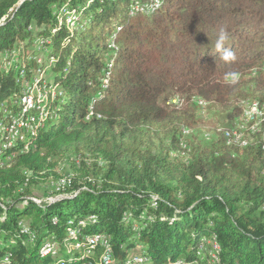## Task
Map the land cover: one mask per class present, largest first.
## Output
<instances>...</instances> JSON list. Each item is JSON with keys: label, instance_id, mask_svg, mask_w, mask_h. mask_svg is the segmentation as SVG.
I'll use <instances>...</instances> for the list:
<instances>
[{"label": "trees", "instance_id": "obj_1", "mask_svg": "<svg viewBox=\"0 0 264 264\" xmlns=\"http://www.w3.org/2000/svg\"><path fill=\"white\" fill-rule=\"evenodd\" d=\"M38 41L40 116L20 102ZM246 101L263 115L241 130ZM12 118L33 130L0 143V264H104L106 244L108 264H264V0H0V128ZM68 157L66 197L32 200Z\"/></svg>", "mask_w": 264, "mask_h": 264}, {"label": "rangeland", "instance_id": "obj_2", "mask_svg": "<svg viewBox=\"0 0 264 264\" xmlns=\"http://www.w3.org/2000/svg\"><path fill=\"white\" fill-rule=\"evenodd\" d=\"M70 17H71V15L67 16L68 19L66 18V23L68 22L67 24L72 26L73 20ZM73 19L75 20L76 17L74 16ZM31 26L33 27V25H31ZM40 42L41 41H38L36 44H33L29 50L25 51V54H26L25 56L27 59L30 58V56L32 54L35 55L34 56L35 58L38 57L40 59L39 60L40 63L38 62V58L35 59V62L37 64V66L35 68L26 70L24 67V73H25V71L31 72V77L26 79L27 82L25 81V83H28L30 85V87L34 86L33 89L35 88V90H50V88H47V86H45L47 84H46V80H44V79L45 78L47 79V77H46L47 72H46V69L44 68V64L46 63V67H51L52 61H51V63L47 62L46 57L42 55L41 47L37 46V44L41 45ZM22 50H23L22 44H20V45H18V47L15 48L14 53L22 52ZM49 60H51V59H49ZM13 61H15V57H12L11 62H13ZM23 66L24 65L22 64V67ZM252 102L246 101L245 106L250 105ZM199 103H201V102H199ZM250 107L251 106L246 107L249 115H251L253 113V111H251ZM239 123H240V121H239ZM73 161H74L73 157H68L64 160L59 161L57 163V165L55 166V168L52 169L47 174V178H44L43 180H41V181H39L33 185L31 184L32 185L31 186V193H32L31 199L36 201V202H53V201L58 200L60 198L66 197V194L62 192V190L64 189L62 182L64 179L71 178L75 175V171L72 168V162ZM86 163L88 164L89 160H86ZM90 177H91L90 179L98 178V176L96 174H90Z\"/></svg>", "mask_w": 264, "mask_h": 264}, {"label": "bare ground", "instance_id": "obj_3", "mask_svg": "<svg viewBox=\"0 0 264 264\" xmlns=\"http://www.w3.org/2000/svg\"><path fill=\"white\" fill-rule=\"evenodd\" d=\"M136 8L137 9H140L139 7H137L136 6ZM71 17L70 18H72V20H73V24H74V19H73V17L75 16L74 15V13L72 12L71 14ZM38 58V57H37ZM36 58V59H37ZM51 60H48V62H50L51 63V61L53 62V59L52 58H50ZM39 58H38V62H39ZM40 63V62H39ZM43 63V62H42ZM40 65V64H39ZM43 68V67H42ZM40 72V71H39ZM45 73V72H44ZM20 77L22 78V89L23 88H26V91H23V93H22V97H21V99H20V102H21V104H22V107L24 108L23 110L25 111V112H27V111H29V110H33V111H39V116L40 115H43V114H45L46 112H45V109H44V107L43 106H41L40 104H38L37 102H36V99H35V96H36V94H35V88L33 89V87L31 86L30 87V85L28 84V83H25V81H26V79H24V70H22L21 72H20ZM36 78V77H35ZM42 78V77H41ZM35 80V79H34ZM29 81V80H28ZM39 81V80H38ZM27 82V81H26ZM32 82V81H31ZM45 82V81H44ZM40 83V82H39ZM38 84V83H37ZM41 84V83H40ZM43 85V84H42ZM40 86V85H39ZM46 86V85H45ZM41 96H42V94H41ZM174 103H177V101L176 102H174ZM244 103H246V102H244ZM258 103V102H257ZM254 104H256V102H253V103H251L250 105H246V107L247 106H251L250 107V109H251V111H253V113L251 114V115H249L248 113H244V116L242 117V121H251V120H255L256 122H254L255 124H254V126L256 127L258 124H259V122L262 120V115H263V111L262 110H255V106H252V105H254ZM258 105V104H257ZM245 110H247V109H245ZM29 112H31V111H29ZM38 113V112H37ZM24 115V114H23ZM43 117H45V116H43ZM37 118V117H36ZM40 119H41V117H39ZM34 120L35 118H34V113L32 114V115H30V120ZM37 120H39V119H37ZM36 120V121H37ZM26 121V120H25ZM25 121H24V123L22 122V119H18V118H12L11 119V121H10V124L9 125H7V126H3V127H1L0 128V131H1V138H3L4 140L2 141V142H0V143H2V146H4V147H6V146H10L11 145V143H12V140L14 139V138H16L17 136H19V134H20V130H21V128L22 127H24V126H26L30 131H32L33 130V126L30 124V123H28L27 125H25ZM28 121V120H27ZM29 122V121H28ZM247 122V123H248ZM247 123H242V127H241V130H245V128H246V124ZM2 124V123H1ZM8 124V123H7ZM254 127V128H255ZM239 128V127H238ZM237 129V128H236ZM228 137H232L233 138V140L234 141H236V142H241V144H244V140L242 139V132L241 131H236V130H234L231 134L229 133V131H228V133L226 134ZM0 138V139H1ZM232 138H230V139H232ZM4 161V160H3ZM75 233L76 232H74V231H70V235H72V236H74L75 235ZM90 243H92V242H90ZM52 246H53V244H49V243H45L42 247H41V249H40V252L43 254V255H46L48 252H51L50 251V249L52 248ZM92 247V246H91ZM55 249V248H54ZM51 250H53V249H51ZM105 259H106V246H105V250H104V252H103V254H102V256H101V263H103V261H105ZM139 258L137 257V256H134L133 258H132V260H138ZM110 262V261H109ZM109 262H107V263H104V264H108ZM99 263V262H98ZM131 263V261L130 262H127L126 264H130Z\"/></svg>", "mask_w": 264, "mask_h": 264}, {"label": "built area", "instance_id": "obj_4", "mask_svg": "<svg viewBox=\"0 0 264 264\" xmlns=\"http://www.w3.org/2000/svg\"><path fill=\"white\" fill-rule=\"evenodd\" d=\"M37 46H40L37 44ZM41 47V46H40ZM34 58V57H33ZM10 64V63H8ZM44 68L46 69V72L47 74H49V69L50 67H46V63L44 64ZM21 91H26V88H23L21 89ZM178 99L177 98H173L171 99L170 101H168V103H174L176 102ZM252 106H255V110H261V106L259 105H252ZM244 113H248V110H243ZM248 121H242V123H247ZM242 123H238L237 126L239 128L242 127ZM42 127L44 126V121H43V117H42ZM69 228V227H68ZM67 228V229H68ZM99 241H103L102 240V235L101 236H86L84 237L83 240L81 241H75V242H69V243H66V244H63V247L65 248V251L66 252H74V251H77L78 250V247L83 243V242H92V249H94L96 246H97V243ZM50 243V242H49ZM139 248L138 247H134L132 249V253L137 251ZM92 251L90 252H87L88 254H90ZM111 260H115L113 254H112V250H111V247L109 244H106V259L105 261H103V263H107ZM142 261V260H141ZM2 264H7V263H2ZM84 264H91V263H84Z\"/></svg>", "mask_w": 264, "mask_h": 264}, {"label": "clouds", "instance_id": "obj_5", "mask_svg": "<svg viewBox=\"0 0 264 264\" xmlns=\"http://www.w3.org/2000/svg\"><path fill=\"white\" fill-rule=\"evenodd\" d=\"M228 40H229V34H228L227 30L221 29L217 35L216 48L218 50L223 49L224 45L227 43ZM232 58L234 59L235 57L232 56Z\"/></svg>", "mask_w": 264, "mask_h": 264}]
</instances>
